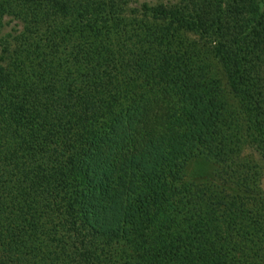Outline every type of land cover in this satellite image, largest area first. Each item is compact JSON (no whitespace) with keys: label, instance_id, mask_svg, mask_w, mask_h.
Instances as JSON below:
<instances>
[{"label":"trees","instance_id":"1","mask_svg":"<svg viewBox=\"0 0 264 264\" xmlns=\"http://www.w3.org/2000/svg\"><path fill=\"white\" fill-rule=\"evenodd\" d=\"M263 163L264 0H0V264H264Z\"/></svg>","mask_w":264,"mask_h":264},{"label":"rangeland","instance_id":"2","mask_svg":"<svg viewBox=\"0 0 264 264\" xmlns=\"http://www.w3.org/2000/svg\"><path fill=\"white\" fill-rule=\"evenodd\" d=\"M5 22H6V24L2 30V34H6L8 32H14L15 29H18L20 27L19 21L17 19H14L13 17L7 16L5 18ZM262 180H263V188H264V163H263Z\"/></svg>","mask_w":264,"mask_h":264}]
</instances>
